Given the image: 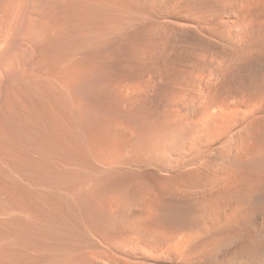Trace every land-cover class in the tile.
I'll list each match as a JSON object with an SVG mask.
<instances>
[{
	"label": "bare ground",
	"instance_id": "6f19581e",
	"mask_svg": "<svg viewBox=\"0 0 264 264\" xmlns=\"http://www.w3.org/2000/svg\"><path fill=\"white\" fill-rule=\"evenodd\" d=\"M178 1L134 13L104 130L75 96L93 66L0 61V264H264V0Z\"/></svg>",
	"mask_w": 264,
	"mask_h": 264
},
{
	"label": "rangeland",
	"instance_id": "374dc122",
	"mask_svg": "<svg viewBox=\"0 0 264 264\" xmlns=\"http://www.w3.org/2000/svg\"><path fill=\"white\" fill-rule=\"evenodd\" d=\"M137 1L138 0H0V49H1L0 50V61L1 62L4 61L2 64H5V65L10 62H12V65L15 63V65H13L14 69H16L14 70V73H19L20 71H23V70H24L23 71L24 73H28L31 71L32 67H34V65H37L39 62H42L43 64L42 65L41 63H39V65L41 66L40 67L37 66L38 70L41 69L40 72L45 70L46 67H50V66H51L50 69L55 68L54 70L58 71V69L60 68V67L58 68V66L64 65L65 63L67 65L69 64L75 65L78 63V61H80L79 63L83 62L81 63L82 66H85V65L86 66L88 65V67L93 66L94 67L93 69H95V71L94 70H92L93 72L88 71L89 74H87L88 72L85 67L84 73L79 78L78 83H76L75 96H77V98L80 100L81 98L85 100V102L81 100L82 103L80 102V105L82 108L81 110L84 113V116L86 115V121L84 118L85 125L88 123L86 127L89 128L90 124L92 126V123L95 120L96 121L93 124L96 125L98 123L97 126L102 127L103 130L105 128L112 127L114 125L113 124L114 120L115 122H117L116 119L117 120L119 119V115L121 113L120 109H118L120 108L119 100L117 101L116 98H113L115 93H117L118 91V87L116 86L120 83V79H122V77H123V80L128 79L127 81H130L129 80L130 78L129 77L127 78V76L131 74V72H129L131 70L128 71L129 73L126 71L131 68L129 66H132V60H130L128 52L130 48H132V45H134L133 44L135 42L134 40H136L135 36L138 35V31H140V27L142 30L145 27H147L146 22L148 21H149L148 23L152 22L151 20L145 19L142 22L143 23L142 25L143 27H142L141 24L136 20L137 18L135 17L134 13L136 14L139 12V10L137 11V8L141 9L140 13L141 12L152 13L151 16H154V17L156 16V13H167L168 12L167 1L169 2L170 0H166V1L165 0H159V1L153 0V2H151L152 0H140V2L138 1V3ZM153 3H155L156 5L155 4L153 5ZM177 3H181L183 6L184 5L187 6L190 10H193L195 12L199 11L200 13L201 11L203 13H210L214 8V2L212 0H185V2L184 0H179ZM195 5L197 6L195 7ZM209 5L211 6V8H208L210 7ZM202 7L206 9L204 8L202 9ZM119 13H122L124 16H126L124 14L126 13L128 17H124L122 16V14L121 16H119L120 15ZM121 17L123 19H121ZM127 22H129L130 24ZM144 22L146 25L144 24ZM135 30H137L136 32L137 34H135ZM107 48H109V50ZM111 48H112V52L118 49L119 55L120 56L122 55V57H119V55L117 54L118 52L117 50L114 52L115 56L113 57L114 54L111 52ZM125 48L129 50L126 51ZM77 50L80 53L79 54L77 52L79 56L77 53H75ZM107 50H108V53H107ZM103 51L105 52L103 53ZM109 51L113 55L112 54L110 55ZM125 51L127 53V56L125 54ZM102 53L104 54L103 57L101 56ZM150 53H151V56L155 55L153 49H150ZM116 54L118 58L116 57ZM104 56H108V57H104ZM124 56L127 57L126 58L127 61ZM102 59L104 60V62H102L103 61ZM106 59H107V63L105 62ZM118 59L120 60L118 61ZM73 60L75 64L73 62L71 63V61ZM121 60H123L125 62L123 63L125 65L127 64V66H124L123 64V67H122ZM58 61L60 62V65L58 64ZM67 61L68 62L70 61V62L67 63ZM99 61H100V64L102 62L101 66L99 64ZM47 62H49L48 63L50 64L49 66L45 65ZM116 62L119 63V65L116 64ZM51 63L53 64L51 65ZM89 63H92L93 65ZM94 63L95 64L97 63L98 65L97 64L95 65ZM109 65H110V68H111V65L113 67L115 66L116 68H114L113 70L107 69ZM95 66H98V68ZM105 69L106 71L109 70V72L108 71L106 72ZM115 69L116 70L118 69V71H116ZM96 71H98V77H96L97 75ZM120 71L122 72V74L124 72V74L122 75ZM84 74L85 76L87 74V76L85 77ZM90 74L92 77L90 76ZM104 74L106 75L104 76ZM112 74L113 76L114 74L116 75L112 77ZM116 78H119V82L115 86L114 83L117 80ZM105 79H109V80H107L106 82ZM97 80H99V82ZM103 82L105 83V85L103 84ZM127 83H130V82H127ZM92 84H93V87L91 86ZM94 87L96 89H94ZM97 87H99V89ZM102 90H104V92ZM92 91L93 92L95 91L93 95H92ZM112 91L114 93H112ZM81 95L84 97H81ZM103 99L105 100V102ZM153 100H157V98H153ZM96 101H99V103L98 102L96 103ZM106 101H108L109 103ZM102 102L104 106L102 105ZM93 103H96V104L93 105ZM87 104L89 105L91 104V105L88 106ZM99 104L102 105L101 106L102 108L99 107L100 106ZM95 105L97 106V108ZM115 107L118 111L115 109ZM83 108L85 110H83ZM144 108L142 110H144ZM92 112H94L95 114ZM87 115L89 117L94 116L93 119L90 118V124H89V121H87V118H89ZM109 115H111V117ZM96 116H97V119H94L96 118ZM107 116L109 118H107ZM100 117L102 118L100 119ZM105 119L108 122H106ZM109 121L112 123V125H110L111 123ZM112 131L113 130L111 128V130L109 131L108 137L111 140L110 147L115 149L119 145V140L117 138L112 137Z\"/></svg>",
	"mask_w": 264,
	"mask_h": 264
}]
</instances>
